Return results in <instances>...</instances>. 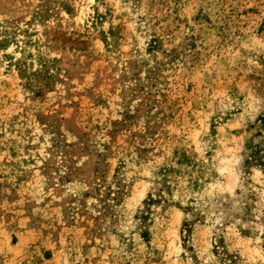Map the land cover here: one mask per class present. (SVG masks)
I'll list each match as a JSON object with an SVG mask.
<instances>
[{
	"label": "rangeland",
	"instance_id": "rangeland-1",
	"mask_svg": "<svg viewBox=\"0 0 264 264\" xmlns=\"http://www.w3.org/2000/svg\"><path fill=\"white\" fill-rule=\"evenodd\" d=\"M0 264H264V0H0Z\"/></svg>",
	"mask_w": 264,
	"mask_h": 264
},
{
	"label": "trees",
	"instance_id": "trees-1",
	"mask_svg": "<svg viewBox=\"0 0 264 264\" xmlns=\"http://www.w3.org/2000/svg\"><path fill=\"white\" fill-rule=\"evenodd\" d=\"M151 201V203H153V204H157V203H159L160 201H157V202H154V201H152V200H150ZM144 219V218H143Z\"/></svg>",
	"mask_w": 264,
	"mask_h": 264
}]
</instances>
